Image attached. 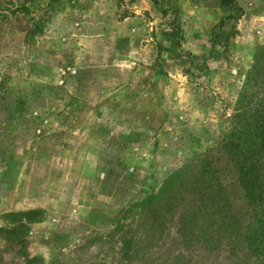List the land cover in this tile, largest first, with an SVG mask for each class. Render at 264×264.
Segmentation results:
<instances>
[{
    "label": "rangeland",
    "instance_id": "374dc122",
    "mask_svg": "<svg viewBox=\"0 0 264 264\" xmlns=\"http://www.w3.org/2000/svg\"><path fill=\"white\" fill-rule=\"evenodd\" d=\"M259 47L264 0H0V228L43 213L23 243L0 233V264H264L131 208L220 155Z\"/></svg>",
    "mask_w": 264,
    "mask_h": 264
},
{
    "label": "trees",
    "instance_id": "16d2710c",
    "mask_svg": "<svg viewBox=\"0 0 264 264\" xmlns=\"http://www.w3.org/2000/svg\"><path fill=\"white\" fill-rule=\"evenodd\" d=\"M219 147L220 155L205 153L202 158H196L199 164L193 167H198L199 171L195 175L188 171L190 168H183L165 180L164 190L169 185L170 193L177 191L175 187L181 189L177 196L170 195V200L163 197L159 205L154 201L159 200V196L151 195V198L146 197L132 204L131 208L149 203L151 207L162 210L168 205L170 224L174 214L182 210L179 219L182 240L188 242L189 233L196 234L190 235L194 236L193 240L200 237L202 244L216 242L220 249L227 248L224 250L230 257L239 254V257L261 258L264 256V47H259L254 54L253 64ZM226 166H230L237 175L238 185L243 191L245 212L238 210L231 201L222 177ZM156 211L152 212L160 214ZM42 216L40 210L10 213L7 218L14 227H1L0 233L10 235L8 239L12 243H23L22 236L28 233L32 224L39 223ZM130 244V241H125L128 253ZM23 257L28 264L39 262L34 256Z\"/></svg>",
    "mask_w": 264,
    "mask_h": 264
}]
</instances>
